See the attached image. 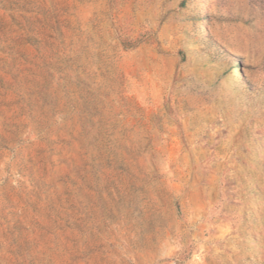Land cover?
I'll use <instances>...</instances> for the list:
<instances>
[{
  "label": "rangeland",
  "instance_id": "rangeland-1",
  "mask_svg": "<svg viewBox=\"0 0 264 264\" xmlns=\"http://www.w3.org/2000/svg\"><path fill=\"white\" fill-rule=\"evenodd\" d=\"M0 264H264V0H0Z\"/></svg>",
  "mask_w": 264,
  "mask_h": 264
}]
</instances>
